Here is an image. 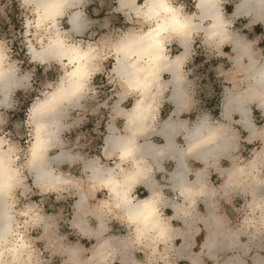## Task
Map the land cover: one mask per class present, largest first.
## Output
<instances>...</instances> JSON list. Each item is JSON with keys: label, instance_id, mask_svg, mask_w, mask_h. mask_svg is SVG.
<instances>
[{"label": "crops", "instance_id": "crops-1", "mask_svg": "<svg viewBox=\"0 0 264 264\" xmlns=\"http://www.w3.org/2000/svg\"><path fill=\"white\" fill-rule=\"evenodd\" d=\"M109 1L95 0L91 8L92 13L102 14L96 21L101 26L110 20L103 15L109 12ZM219 1L221 9L222 3L229 5V12L223 14L229 20L228 29L248 43L250 55L241 54V61L237 60L238 52L229 43L214 42L216 39L206 37L202 28L193 33L186 51L176 37L166 40L165 51L171 58L183 54L178 70L181 79L173 77L171 69L162 71L161 86H152L154 95L149 98L153 117L145 124L137 122L139 118L130 113L139 96L137 90L129 87L124 77L113 71V66L106 70V61L100 60L92 74L107 73V81L114 89L104 103L108 110L98 109L94 95L86 94L84 103L81 100L64 112L61 133L83 121L87 124L105 120L102 149L89 157L88 151L100 138L97 135L90 137L83 147L62 140L61 148L70 156L63 161L50 160L58 149H49L48 165L55 173L68 177L67 184L53 182L50 187L42 186L27 168L22 171L21 184L13 191L37 194L52 209L49 216L53 223L49 228L53 230V240H60L55 228L60 231L61 198L74 197L66 233L76 240L66 247L62 245L63 251H52L62 256L63 264H264V224L253 234L232 227L229 217L244 199L259 221L264 220V106L250 97V69L246 65L248 56L257 62L264 59V22L251 15L236 14L235 6L240 0ZM132 5H122V14L131 22L143 23L141 17L132 14ZM183 11L193 14L197 8ZM207 24L204 21L201 26ZM195 36L202 43L203 54L218 56L212 67L222 84L216 115L199 109L197 85L185 68L194 50ZM107 57L116 61L113 47H109ZM178 81L181 86L176 97ZM231 97L238 99L229 102ZM242 102L244 112L238 105ZM70 109L75 110V116L64 122ZM202 121L213 126V130ZM195 125H202L198 146L192 145L189 138ZM91 129L98 132L95 127ZM111 135L132 141L135 160H122L119 144L106 142ZM257 152L261 153L256 155ZM92 161L109 168L121 163L122 168L137 171L129 182L130 194L135 201L149 195L157 198V208L167 226L164 236L154 235L152 230L145 235L136 232L135 222L124 209L112 205L110 190L103 182L89 178L87 166ZM43 236L42 240L47 242L44 247L49 248L51 243Z\"/></svg>", "mask_w": 264, "mask_h": 264}, {"label": "bare ground", "instance_id": "bare-ground-1", "mask_svg": "<svg viewBox=\"0 0 264 264\" xmlns=\"http://www.w3.org/2000/svg\"><path fill=\"white\" fill-rule=\"evenodd\" d=\"M22 2L34 6L37 26L40 28L45 26L43 29L46 31V40L43 36L39 38L40 48L33 44L29 45L28 53L32 60L45 62L57 59L60 63L69 65L53 88L46 91L42 98L37 99L29 110L28 122L32 126V137L22 168L29 170L37 184L50 187L53 182L67 183L69 180L62 172L55 173L51 169L47 162V151L52 148L58 149L56 154L49 157L50 160L69 159L68 153L61 148L63 145L59 136L62 129L61 120L67 108L79 104L88 93L87 82L97 64V52L90 42L82 46L81 43L70 42L65 36L67 31L71 34L82 33L87 22L83 18L85 15L83 10L76 9L66 16L64 14L68 9L83 6V0H22ZM118 2L120 8L122 5L133 4V10L147 24L140 30L125 32L112 43L116 54L113 71L124 77L125 83L135 88L139 94L130 113L139 118L137 122L140 124L147 123L153 114L149 98L154 95L152 86L157 85L158 88L161 86L162 71L171 69L173 77L179 78L178 70L181 68L183 54L181 52L171 58L165 51L166 40L176 37L186 51L187 42L191 40L193 33L202 28L206 31V37L216 39L214 42L229 43L232 49L238 52L237 60L241 61V54L249 53L248 43L228 29L229 20L224 17L219 0H195L197 12L193 14L185 13L181 6L174 5L170 0H143V4L135 3V0ZM235 13L251 15L255 20L264 22V0H240L235 6ZM63 16L67 17L66 22L69 25L67 30H61L58 26V19ZM204 21H208V24L201 26ZM6 59L7 54L0 46V108L9 105L11 93L18 86H24L26 81L24 77L16 74L12 64L6 63ZM248 60L246 63L250 69L247 75L250 79L248 92L250 97L255 101L259 100L264 106V59L257 62L248 56ZM180 86L178 81L174 91L176 97ZM237 99L231 97L228 100L232 102ZM238 105L244 112L245 103ZM131 121L130 119L129 122ZM201 124L209 126L210 131L213 130V126L208 125L206 121H202ZM198 125H195L193 134L189 137L190 140L192 138L194 146H198L202 139L199 135L202 125L200 127ZM106 142L119 144L122 160L127 157L134 159L132 157L134 145L128 138L111 135ZM260 153L257 152L256 155ZM16 156L17 149L6 143L5 138L0 137V263L3 264L26 259L31 261L32 257L23 234L15 232L12 205L8 200L14 188L21 184L22 170L15 165ZM134 164L138 166L136 162ZM87 167L89 178L103 182L110 190L112 205L124 209L135 222V230L139 235H145L149 230H152L154 235L166 234L167 226L157 208V198L149 195L135 201L130 194L129 182L137 171L132 167L122 168L121 163H117L116 168L104 167L97 161L89 162ZM22 213L28 214L30 218L38 215L36 212L31 215L29 209H24ZM12 236L14 240L11 239Z\"/></svg>", "mask_w": 264, "mask_h": 264}, {"label": "rangeland", "instance_id": "rangeland-1", "mask_svg": "<svg viewBox=\"0 0 264 264\" xmlns=\"http://www.w3.org/2000/svg\"><path fill=\"white\" fill-rule=\"evenodd\" d=\"M83 1V6L68 9L64 15L66 16L72 10L82 9L85 14L83 18L87 21L85 28L82 33L75 34L72 32L71 34L67 31L65 36L70 42L81 43L82 46L90 42L96 49L97 63L104 59L106 61L105 69H111L115 61L107 57V51L109 47H112V43L125 32L140 30L147 24L145 22L138 23L127 20L126 16L122 14L124 9L120 8L118 0H110L109 12L103 14L109 16L110 20L101 26L96 21L100 19L98 17H101L102 14L92 13L91 9L95 0ZM170 1L174 5H182V10L190 12L196 10L195 0ZM236 1L233 0V2ZM139 4H143V0H140ZM222 5V13H228L229 10L227 8L229 5L224 3ZM128 9L130 7L126 8V10ZM134 13L136 14L132 10V14ZM65 16L58 19V26L61 27V30L69 29V25L66 22L67 17ZM36 19L37 14L32 4L26 5L22 0H0V46L7 54L6 63L12 64L16 74L26 80L24 86H18L11 93L9 105L0 108V137L5 138L6 143L12 144L17 149L15 165L22 171H24L22 165L26 160L27 148L32 137V126L28 122L30 107L37 99L42 98L46 91L51 90L64 74L65 69L69 68V65L60 63L57 59L45 62L32 60L28 53L29 45L33 44L36 48H40L39 38L43 36L44 40H46V31L43 29L45 26L43 28L37 26ZM194 41V50L185 68L189 70V72L187 71L188 75L190 78H194V82L197 85L196 95L199 109L216 115L219 111L222 84L213 72L212 67L213 62L218 60V56L212 53H209V55L203 54L205 51L202 43L198 42L197 36H195ZM107 80V73L103 71L99 73L93 72L87 82L89 87L87 95H94V102H99L98 109L102 111L108 110L104 103L114 92ZM81 100L84 103L85 97ZM72 116H75L74 109L69 110L64 122L72 119ZM85 123L84 121L80 122L74 129L66 130L63 133L60 132L61 135L59 136L61 141L64 140L66 143L73 141L79 145L77 147H83V145L89 143L90 137L97 135L100 138L96 139L94 147L88 151L89 157H93L94 153H98V150L102 149L104 136L102 125L105 120L99 119L95 122ZM93 127L98 132L92 130L91 128ZM82 175L85 176V173H82ZM28 182L30 183V179H28ZM12 192L8 200L12 205L11 210L14 215L13 227L16 229L15 232L23 234L32 257L31 261L27 259L21 262L11 261L9 264H63L62 256L53 254L52 251H63L62 245L66 247L72 244L71 240H76L73 235L70 236L66 233L68 230L66 223L71 214V204L74 201V197L66 195L61 198L60 204L63 208V217L60 223V231L57 232L55 228L60 240H53L54 233L49 228L52 227L51 223H53L49 216L52 213V209L47 207L41 196L32 192L26 194L20 190ZM24 209H29L31 215L34 212L38 215L34 216L35 218H30L28 214L22 213ZM229 217L232 227L253 234H256L257 228L264 224V220L259 221V217L249 207V204L244 202V199L240 200L239 204L236 205V211L229 213ZM47 224H51V226H47ZM43 234L46 236H43ZM42 236L51 243L49 248L44 247L47 242L42 240ZM11 239L14 240V236Z\"/></svg>", "mask_w": 264, "mask_h": 264}]
</instances>
